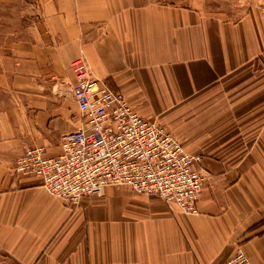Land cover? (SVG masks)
Returning <instances> with one entry per match:
<instances>
[{"label":"crops","instance_id":"0c3cea01","mask_svg":"<svg viewBox=\"0 0 264 264\" xmlns=\"http://www.w3.org/2000/svg\"><path fill=\"white\" fill-rule=\"evenodd\" d=\"M0 0L1 264H264V0ZM157 120L207 173L199 211L110 186L79 204L16 174L82 122L71 60Z\"/></svg>","mask_w":264,"mask_h":264},{"label":"built area","instance_id":"2783aa9c","mask_svg":"<svg viewBox=\"0 0 264 264\" xmlns=\"http://www.w3.org/2000/svg\"><path fill=\"white\" fill-rule=\"evenodd\" d=\"M70 67L80 126L62 136L55 155H46L43 146L27 147L15 161L14 172L39 176L52 194L72 204L84 196H103L110 186H128L176 202L186 213L198 212L207 176L196 167L202 156L187 150L157 120L138 112L121 90L96 78L85 54L72 59ZM224 264L253 262L237 245Z\"/></svg>","mask_w":264,"mask_h":264},{"label":"rangeland","instance_id":"374dc122","mask_svg":"<svg viewBox=\"0 0 264 264\" xmlns=\"http://www.w3.org/2000/svg\"><path fill=\"white\" fill-rule=\"evenodd\" d=\"M250 0H207L208 10L222 17H237L249 6Z\"/></svg>","mask_w":264,"mask_h":264}]
</instances>
